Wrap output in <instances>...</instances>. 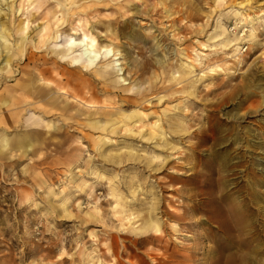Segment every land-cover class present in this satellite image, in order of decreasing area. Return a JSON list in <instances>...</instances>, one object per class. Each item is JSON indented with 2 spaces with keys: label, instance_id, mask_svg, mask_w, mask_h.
Wrapping results in <instances>:
<instances>
[{
  "label": "rangeland",
  "instance_id": "rangeland-1",
  "mask_svg": "<svg viewBox=\"0 0 264 264\" xmlns=\"http://www.w3.org/2000/svg\"><path fill=\"white\" fill-rule=\"evenodd\" d=\"M69 14L80 29L73 34L71 44V37L67 45L60 36L51 48H70L68 56H58L60 61L79 57L85 31L105 41L117 33L111 48L115 53L119 48L120 54L109 58L114 51L102 49L90 69L117 59L111 71L117 85L127 88L121 95L136 94L150 80L153 88L148 99L152 98V103L146 101L144 110L152 113L149 121L172 116L182 128H165L175 148H163L138 135L124 138L118 134L110 142L113 145L99 146L101 131L85 116L78 123L65 120L74 134L68 143L40 147L47 128L31 124L39 123L40 117L17 111L13 124H0V264H216L215 260L206 262L205 251L208 246L215 247V241L225 239L218 231V220H213L220 210L215 201H224L217 197L219 191L205 186L214 178L207 172L208 164L216 162L208 161L209 143L199 150L193 148L197 138L192 132L196 129L201 139L215 127H233L243 136L246 129L252 130L254 136H244L233 154L247 150L250 161L252 156L260 161V204L264 211V0H0V119H12L11 108L24 98L25 86L30 90L32 85L34 90L32 65L24 77L19 71L25 58L23 41L38 39L37 32L46 21L50 29L55 27L53 15ZM82 43L91 42L85 39ZM34 50L42 52L44 58L54 55ZM124 50L128 52L125 58ZM80 61L87 63L84 57ZM162 63H170L166 71ZM143 66L146 69L139 70L137 80L130 79L133 69ZM189 66L194 73L181 78ZM119 67L123 68L120 72ZM191 79L197 80L195 95H190ZM169 87L181 92L169 97ZM89 92L86 87L83 95L87 97ZM162 96L165 98L160 102ZM119 98L99 93L98 106L106 107L115 100L121 105ZM42 117L49 124V118L55 120L59 115L52 110L43 112ZM30 124L41 131L31 139L24 132ZM57 137L55 141L62 136ZM246 139L250 150L246 149ZM125 146L135 148V158L119 161L101 156L110 150L128 154ZM153 155L171 158L162 161L152 159ZM250 161L244 164L248 169L253 167ZM237 173L234 177L242 175L244 183L252 181V174ZM242 195L234 192L225 203L238 207ZM203 201H208L206 207L200 204ZM199 206L207 210L194 212ZM152 207L164 239L178 253L158 242H138L156 235L155 231L146 236L136 231L147 227ZM188 211L187 219L170 214ZM211 230L217 235L210 240L206 232ZM184 255L192 257L185 261Z\"/></svg>",
  "mask_w": 264,
  "mask_h": 264
},
{
  "label": "bare ground",
  "instance_id": "bare-ground-1",
  "mask_svg": "<svg viewBox=\"0 0 264 264\" xmlns=\"http://www.w3.org/2000/svg\"><path fill=\"white\" fill-rule=\"evenodd\" d=\"M40 5L43 6L42 2ZM58 5H60L61 7L65 6L61 3H58ZM53 16L55 18V27H52V29H50L48 26L49 22L46 21L44 26L37 32L38 39L29 38L25 39L22 43L23 47L21 49V53L22 58L23 56H25V58L23 64H21L19 67V71L21 74H23L24 77L29 74V69L32 65V73L35 79L32 81V83H34V90H31L32 85L30 87V90L27 88V86H25L26 91L23 94L24 98L22 100L20 99L15 104L16 107L11 108V114L9 115L12 116V119L10 121L9 117L5 118V120L0 119V124H13L11 121L15 120L17 111L23 110L26 115L30 113L35 117H40L39 123L32 122L31 124L47 128V136L40 140V147H46L49 144H54L57 147H61L72 140L74 135L73 132L69 129L68 124H65V120L73 119L74 122L78 123L79 121H84V117L87 116L85 120L89 121L94 129L101 131L98 142L99 146L113 145L110 142L113 141L114 135L118 134L120 136H123L124 138L138 135L142 139L151 140V142H154L155 144H157L158 146H162L163 148H175L176 145H171V141H169V139L167 138V132L165 129L166 126L170 128L171 131L180 129L179 127L181 126L173 122L174 117L169 116L167 119L158 117L157 120H152L150 122L149 118L152 117V113L144 112L146 108V101H148L149 103L150 99H152H148V96L152 94L153 88L150 80H148L147 87H145L144 89H139L136 94L121 95V90L127 91V88L117 85L119 84V81H117V79L115 78L116 76L112 75L113 71H111L114 70V66H117V59L109 61L107 63H103L100 68H96L97 65H95L90 69V66L99 56V52L102 49H107V52L115 50L114 47L111 48V45H113L114 40L117 39V33H114V35L110 37L109 40H107L108 42H110V44H106L107 41L96 39V37L90 31H85L81 35L82 40L80 41V45H82L80 47L81 53L79 57L74 56L71 57L68 61L62 62L60 61L58 56H68L70 48L67 49L68 51H52L51 48L56 45L57 40L60 36L65 38V43H68V37H71L70 39L72 40H70L69 42L71 44L73 42V34L79 31L80 28L76 26L77 20L71 17L70 14L68 17H64V15H62V17L58 15ZM0 29L3 30L2 26L0 27ZM123 29H125V27H123ZM85 39H89L91 43H82L83 41H85ZM69 43L67 45H69ZM30 44L32 45L30 47L32 50L29 51ZM34 48L46 50L48 51V53L53 52L54 55L53 57L44 58L42 52L38 53L35 50L33 51ZM119 50L120 49L117 48L116 53L114 51L109 58L119 55ZM2 51L3 47L0 44V53ZM124 51L126 53L124 56L125 58L128 56V52L126 50ZM83 57L86 58L87 63L82 65L80 59H82ZM111 64H114L113 68L111 67ZM169 64L162 63L165 71ZM124 65H126V63H124ZM145 69L146 67L144 66L137 68V70L136 68L133 69L135 74L133 73L130 76V79H133L134 81L137 80L136 75L139 74V70L144 71ZM122 70L123 68L119 67L118 71L120 72ZM193 73L194 68L189 66L188 70H185L183 72V76L181 78L185 77V75L188 76ZM123 78L122 80L125 81L126 79ZM170 78L176 79L177 77L170 75ZM196 81V79L190 80L191 87L193 89L190 92V95L196 94ZM145 83H147V81H145ZM69 84L72 86L69 87ZM86 87L90 91L89 96L87 97L83 95L84 89ZM166 90L170 91L168 92L169 97H172L174 96V94L181 92L180 89L173 87L166 88ZM102 92L103 94L113 93V96H119L122 104L117 105L119 101L112 99L113 101L115 100L114 103H111L106 107L98 106V96L99 93ZM164 98L165 97L162 96L158 99L161 102ZM129 107H134L135 110L126 112L124 109ZM83 108L87 109V111H83ZM256 108L258 107H255L254 109ZM4 109H6V107ZM254 109L252 111H255ZM52 110L55 111V115H57L58 113L59 118H56L55 120L49 118L52 121H50L49 124H45L44 118L48 117L44 116L43 118V112H51ZM236 115H232V117L234 116L233 118H236ZM32 120L33 118L29 117L27 121L31 122ZM234 120L236 121V119ZM57 122L62 123L59 126H55ZM31 124L28 126V128H24L25 136L30 139L35 133L41 134V131L33 128ZM52 129L57 131L56 134H54V130L52 131ZM64 130H67V133H63ZM251 132L252 130L248 128L245 130V132H243V134H245L244 136L248 135L250 137V135H253L251 134ZM58 135H61L62 137L59 138L60 140L55 141L58 138ZM192 135L194 136V138H197V141L193 143V148L195 150H199V148H201L202 146H206V144L209 143V146L206 149L209 151L207 153V156H209L208 161H214L216 162V165L208 164L209 167H207V172L214 175V178L212 179V181L210 180L211 182L205 184V186L208 187V190L212 192L217 193V191H219V196L217 197H220V200L224 201V204H219L217 201H215V204L220 207V210L216 211L213 220H218V231H221L223 233V237H225V239L221 243H219L218 240L215 241V247H207L205 251L207 256L206 262L215 260L216 264H264V211L260 204V188L263 183L261 179V168L263 167H259L260 161L252 155V159L250 161V158L247 157V153L249 152L247 150L240 151L237 154H233L235 153V151H237V144H240L241 139H243L244 137L240 132L237 131L236 128L226 127V129H223L221 127H215L209 135H205L201 139L199 136V132L195 129L193 130ZM225 142L226 145H224ZM250 144L251 143L248 140L246 149L250 146ZM253 145H257L255 141ZM125 148L129 149L128 154H117L113 153L112 150H110L108 152L103 151L101 153V156L108 160L119 161H121L122 159L124 160L135 158V156L132 154V150L135 148L132 146H125ZM250 154L251 153H249V155ZM161 156L162 155H153L152 159L166 161L171 158V156L169 155L164 157ZM249 161L250 163H252V169H248V167L244 165ZM240 166H243V168L245 169H240ZM252 170L254 171L252 172ZM239 171H244L248 175L252 174V181L249 180L248 183H244L242 175H240L239 177H234L236 174H238L237 172ZM236 178H240V180L235 181ZM234 192H241L243 194L242 203L239 204L238 207H233L232 205L225 203L229 198H231V195ZM207 203L208 201H203L200 204L206 207ZM204 210L207 209H202V207L199 206V208L194 212L201 213ZM170 214L178 219H187L188 216H190L189 211L182 214L175 212H172ZM156 215V211L154 207H152L148 211L149 223L147 227L144 230H141L140 228L136 230L140 231V233L144 234L145 236L150 235V231H155L156 235L150 236L148 239H139L138 242L147 243L148 241H152L153 244L158 242L165 246L167 250H171V253H178V250L176 248L173 249V247H170L171 243L167 239H164L165 234L163 233L162 224L159 219L155 217ZM215 234V231H208L206 232V238H209L211 240L215 237ZM195 248L199 249L198 245H196ZM191 257L192 256L184 255V260L188 261Z\"/></svg>",
  "mask_w": 264,
  "mask_h": 264
}]
</instances>
